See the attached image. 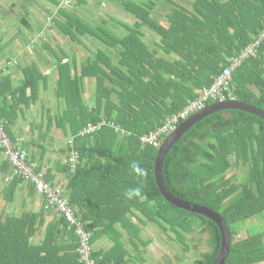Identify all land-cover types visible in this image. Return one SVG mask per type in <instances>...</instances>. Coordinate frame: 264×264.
I'll return each instance as SVG.
<instances>
[{"label":"trees","instance_id":"obj_1","mask_svg":"<svg viewBox=\"0 0 264 264\" xmlns=\"http://www.w3.org/2000/svg\"><path fill=\"white\" fill-rule=\"evenodd\" d=\"M160 1L115 0L138 20L126 25L128 33L124 36L103 24H92L64 6H59L55 17V24L72 40L79 38L78 33H89L103 46L80 68L75 58L58 62L57 97L62 109L54 117L56 122L70 124L79 152L74 170L67 157L63 169L69 176L68 195L61 187L62 197L93 234L92 241L96 236H108L113 242L111 250L94 253L98 264H106L112 253L123 264H129L130 253L118 225L130 239L140 237V226L131 221L139 212L166 233H176L183 242L187 233H208L211 249L191 264H213L222 247V232L215 221L178 208L164 198L155 176L159 147L144 142L142 137L163 128L210 87L233 64V58H239L246 47L255 43L264 32V0H192L191 5L179 4L167 12L168 25L152 16ZM88 3L75 0V6ZM22 22L31 30L26 18ZM145 25L159 35L156 46L160 50L150 49L145 42ZM45 46L55 53L49 43ZM23 76L24 84L16 93L29 95V99L16 103L30 105L38 98V85L44 77L37 65L26 67ZM85 77L97 80L92 107L83 98ZM232 84L237 100L264 110V41L256 55L242 59L235 68ZM3 94L1 89L0 96ZM6 118L8 115H3L0 108V120L11 136ZM90 123L102 125L90 135H81ZM164 135L167 138L170 134ZM132 160L149 170L143 200L124 196L127 188L136 186L129 171ZM235 165L246 169L243 181H235L236 174L227 176ZM12 179L6 180L1 190L11 202L23 181ZM164 179L176 196L207 206L224 217L231 234L225 264H264V223L250 227L244 238H237L246 221H264V119L242 110H222L205 117L167 154ZM45 180L57 187L46 174ZM44 222L34 212L0 220V264H83L78 234L67 245L57 243V222L47 225L42 243H32Z\"/></svg>","mask_w":264,"mask_h":264},{"label":"crops","instance_id":"obj_2","mask_svg":"<svg viewBox=\"0 0 264 264\" xmlns=\"http://www.w3.org/2000/svg\"><path fill=\"white\" fill-rule=\"evenodd\" d=\"M10 1L0 0V9L3 10L2 12L0 11V23L2 24L6 22V18L3 20V16L9 13L10 8L6 6L8 4L10 5ZM11 4L14 6L15 2ZM32 4L33 6L31 8L28 5L23 6V11H21L23 15L24 12H26L21 20L26 18L31 26V30L26 29L30 32H32L35 27L40 29V17L42 14H45V11H50V9H52L53 12H56L59 6L52 3L50 0H47V2H45V0H33ZM81 39L78 38L77 41L74 40L75 43L78 42L79 47L73 41L64 38L62 40H57L58 44L51 43L55 53L49 50L47 46L43 49H38L37 46L34 48L35 50H31L29 48L32 41L31 39L30 41L24 39L21 45L15 47L12 41H10L9 43L11 46H6V48L5 44L0 42V90L2 89V91H5V94H3L4 96H0V108L3 110V115H8L10 119L9 121V119L6 118V120H8L10 137L14 138V140L16 139L19 147L27 151L28 158L31 163L35 164L36 170L38 169L40 172L46 174V176L49 177V182L55 186H63L62 188L65 190L66 194L68 193L67 186L69 176L64 172L63 168L66 166V163H68L67 157L69 156L70 150L69 141L71 139L75 141V136L71 135L72 131L68 122H56L54 118L56 113L62 109L58 106L57 81L59 79V71L57 69V64L60 60L66 62L75 58L78 63V68H80L82 64L87 63L88 59L93 56V53L103 47L98 40H94L95 48H92L88 43L92 40L85 42ZM80 47L87 49L88 52H85ZM53 60H56L55 69L53 68L51 72L47 73L45 66L52 64ZM7 62L13 63L5 69L3 67ZM15 64L17 65L15 66ZM32 65H37L40 73L44 77L38 85L39 96L37 99H34L36 101L30 102V105L16 103V101L21 102L29 99V95L22 96L16 93V89L24 84L23 70ZM45 76H47L46 80ZM90 79L96 78L85 77L84 88L86 87V90L84 91L86 92L89 88L88 82ZM90 90L94 91L95 87H91ZM86 92L84 93V97ZM28 94H30V90H28ZM88 106L92 107L93 105L89 104ZM13 173L14 171L7 155L0 148V208L2 207L3 209V211L0 210V213L5 212V209L8 211L6 217L7 215L21 216L25 212L37 213L40 218L45 219V222L32 237V243H42L45 239L47 225L50 222H57V228L55 229L57 243L62 245L69 244L76 234L74 227H71L55 210H47L46 207H44V205H46L45 197L35 190L32 182L23 180L19 183L12 202L4 198L1 192L2 187L7 185L6 178L8 176H12V178L17 177ZM60 184L61 186H59ZM138 214L139 215L134 216L131 221L135 224L142 223L140 224L142 226V228L140 227L142 229L140 231V236L142 235L143 237L141 243L144 246L142 247V255L135 249L138 248L136 244L133 245L131 241L128 242V237L129 239L131 238L129 233L118 225L123 234L122 240L125 243V248L130 253L127 260L129 264H155V261L158 264H162L163 258L161 259V251L163 252L165 248H163L161 244V237L153 238L152 236H154V233L151 232L150 229L144 230V226L147 225L145 221L146 216L140 212ZM4 217L0 216V220L6 218ZM130 244L134 246L133 249H131ZM92 245L94 253H103L112 249L113 242L108 236H96L93 238ZM165 253L168 256L169 262L171 251L167 253L165 249ZM106 264H123V262L117 259L115 253H112Z\"/></svg>","mask_w":264,"mask_h":264},{"label":"rangeland","instance_id":"obj_3","mask_svg":"<svg viewBox=\"0 0 264 264\" xmlns=\"http://www.w3.org/2000/svg\"><path fill=\"white\" fill-rule=\"evenodd\" d=\"M50 1L59 6H61L62 3V0H59L60 1L59 4H57L55 0H50ZM133 1H138V0H133ZM173 1L174 2H172L171 0L160 1L158 7L152 12V16L157 18L160 21V23L168 25L169 23L167 20V12L172 11L179 4H185L186 6H188L191 5L192 2V0H173ZM14 2L15 5L12 6L13 4L11 3ZM45 2H47V0H45ZM32 3L33 0H13V1L11 0L10 5L8 4L6 6L10 8L9 13H6V15L3 16V20L4 18H6L5 19L6 22L3 24L0 23V40H1L0 42H2V44L3 43L5 44V48L6 46L9 47L11 46L9 43L10 41H12V44L15 47L21 45L24 39L30 41V38L32 40L31 44H33L32 47H30L32 50H35L34 48L37 46L38 49L39 48L43 49L44 44L46 43H49L50 45L51 43L58 44L57 40L60 39L62 40L63 38L74 42V40L70 38L68 33H64V31L55 24V17L58 15L57 13L58 9L56 12H53L52 9H50V11H45V14H42V16L40 17V21H41V23H39L40 29L35 27L32 32L28 31L21 20V18L24 17L26 12H24L23 15L21 11H23L22 8L25 5H28L31 8L33 6ZM67 8L74 10L75 13H77L79 16H82L83 19L87 20L88 22H91L92 24H103L105 27H107L109 30L113 31L119 36H124V34L126 35L128 33L126 25H134L138 21L137 18L134 17V15L131 12L126 11V9L122 5L116 3L115 0H89V4L84 7L80 5L75 6V2H74L73 4H71V6ZM0 11L2 12L3 10L0 9ZM49 18H51V20ZM5 26H7L8 29ZM142 31L145 34L144 37L145 42L148 43L150 49L160 50V48L156 46V44L158 45L160 37L155 31V29L151 26L145 25L144 27H142ZM78 34H79V38L80 39L82 38L81 40H84L85 42L92 40L91 42H88L89 46L95 48L94 40H97L96 38L91 36L89 33H87L86 35L82 33H78ZM75 44L79 47L78 42ZM82 50L88 52L87 49L82 48ZM17 64H15V66ZM55 65H56V60H53L52 64L46 65L45 66L46 72L47 73L51 72L52 69L55 67ZM88 86H89L88 91L87 92L84 91V93L86 92V94L84 97V93H83V98L86 104L94 105L96 101L95 97L97 90V80L90 79L88 82ZM91 87H95V90L91 91L90 90ZM84 90H86V87ZM58 102L61 103L60 100H58ZM235 174H236V178L234 179L235 181H243L246 176V169L240 168L237 165H235V167L228 172L227 176L231 177L232 175ZM59 186H61V184ZM0 210L3 211L2 207L0 208ZM7 213L8 211L7 209H5V212L0 213V216L6 217ZM145 221L147 222V225H145L146 228L144 226V230L150 229L151 232L154 233V236H152L153 238H157L160 236L161 244L163 248L166 249L167 253L171 251L169 262H168V256L165 253V249L163 252L161 251V259L163 258L162 264H191L192 261L197 257H199L202 252L211 249L208 245V237H209L208 233H200L199 231L190 234L187 233L185 242H183L176 233L171 231L166 233L163 230V228L160 227L155 222L151 221L148 223L147 217L145 218ZM262 223H264V221L261 218H253L246 221L245 223H243L241 232L238 234L237 238L238 239L244 238L247 235V231L250 227H258L261 226L260 224ZM140 224L142 223H139L137 225L142 228ZM140 237L143 239L142 235ZM140 237L134 239H129L128 237V242L129 241L134 242L138 247L135 249L139 252L140 255H142V247L144 246L140 241ZM130 247L131 249L134 248V246L133 245L131 246V244ZM155 264L158 263L155 261Z\"/></svg>","mask_w":264,"mask_h":264},{"label":"built area","instance_id":"obj_4","mask_svg":"<svg viewBox=\"0 0 264 264\" xmlns=\"http://www.w3.org/2000/svg\"><path fill=\"white\" fill-rule=\"evenodd\" d=\"M75 0H62L61 6L69 7ZM51 20V18H49ZM264 41V32L256 39L255 43L246 47L240 54L239 58H233L234 62L231 66H228L217 77L216 81L208 88H204L202 93L189 103V105L177 115H174L163 128L158 131L145 135L142 137L144 142H149L157 147H161L165 139L163 135H169L182 122L189 118L192 114L197 113L206 108L210 102H226L237 100L233 89V72L235 68L239 67L241 60L256 55L259 44ZM13 62H7L3 68H7L12 65ZM100 124H88L81 130V135H90L101 128ZM164 135V136H165ZM70 150L68 156V162L74 170L79 160V152L75 148L73 139L69 141ZM0 148L7 155L9 162L13 168L14 175L23 180H28L34 184L35 190L43 194L46 200L47 210H55L59 216L64 218L66 222L74 227L75 232L80 238V253L81 261L83 264H98L94 257V249L92 245L93 234L87 230L85 224L79 217L76 216L72 205L69 201L62 197L61 187H52L51 184L45 180V174L43 172H37L35 164L31 163L28 158V153L25 149L19 147L18 144H14L10 138L5 123L0 120ZM12 179V176H8L6 180Z\"/></svg>","mask_w":264,"mask_h":264},{"label":"water","instance_id":"obj_5","mask_svg":"<svg viewBox=\"0 0 264 264\" xmlns=\"http://www.w3.org/2000/svg\"><path fill=\"white\" fill-rule=\"evenodd\" d=\"M222 110H242L245 112L252 113L262 119H264V110L239 100L226 101V102H216L208 105L203 110L192 115L184 122H182L175 131H173L164 141L162 146L159 148L157 158L155 161V176L157 185L163 194L164 198L171 204L175 205L178 208H182L194 213L204 215L213 221H215L221 229L222 232V247L221 251L214 261L213 264H225L230 253L231 248V234L228 228V225L224 217L217 211L197 204L185 199H182L171 192L168 188L165 179H164V163L167 154L171 148L180 140V138L197 122L201 121L205 117L214 114Z\"/></svg>","mask_w":264,"mask_h":264},{"label":"clouds","instance_id":"obj_6","mask_svg":"<svg viewBox=\"0 0 264 264\" xmlns=\"http://www.w3.org/2000/svg\"><path fill=\"white\" fill-rule=\"evenodd\" d=\"M129 171L135 177L136 186L127 188L124 191V196L128 200L145 199L146 197L144 196V188L147 186L148 183L149 170L146 167H144L140 161L132 160L129 162Z\"/></svg>","mask_w":264,"mask_h":264}]
</instances>
